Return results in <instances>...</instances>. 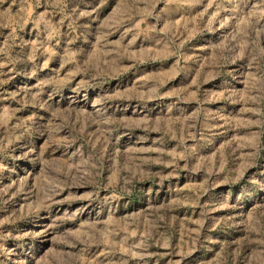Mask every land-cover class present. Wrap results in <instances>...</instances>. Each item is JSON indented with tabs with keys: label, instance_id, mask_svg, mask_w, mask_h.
Here are the masks:
<instances>
[{
	"label": "rangeland",
	"instance_id": "obj_1",
	"mask_svg": "<svg viewBox=\"0 0 264 264\" xmlns=\"http://www.w3.org/2000/svg\"><path fill=\"white\" fill-rule=\"evenodd\" d=\"M0 264H264V0H0Z\"/></svg>",
	"mask_w": 264,
	"mask_h": 264
}]
</instances>
